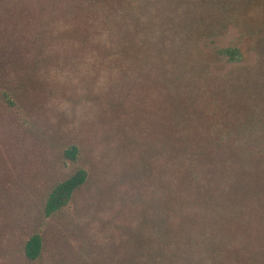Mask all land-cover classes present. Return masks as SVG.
Here are the masks:
<instances>
[{
  "label": "rangeland",
  "instance_id": "obj_1",
  "mask_svg": "<svg viewBox=\"0 0 264 264\" xmlns=\"http://www.w3.org/2000/svg\"><path fill=\"white\" fill-rule=\"evenodd\" d=\"M114 1L0 0V264H264V0H151L144 11L133 0L129 24L128 10L104 9ZM122 24L137 38L132 57L107 56L89 30L121 40ZM194 40L201 55L185 50ZM144 41L153 53L166 43L179 69L149 64ZM242 136L245 194L206 180L203 193L225 201L196 202L170 145ZM79 169L86 182L46 215L52 189ZM179 196L180 250L168 237ZM34 234L43 245L30 259Z\"/></svg>",
  "mask_w": 264,
  "mask_h": 264
},
{
  "label": "trees",
  "instance_id": "obj_2",
  "mask_svg": "<svg viewBox=\"0 0 264 264\" xmlns=\"http://www.w3.org/2000/svg\"><path fill=\"white\" fill-rule=\"evenodd\" d=\"M102 2H106L107 0H101ZM94 1L91 2V4ZM224 2V1H223ZM133 3V0H120V3L117 2H108L105 5V10L107 8L113 9L115 11H121V19L123 18V9H126L130 12V16L124 17L123 24L127 22V24L130 23V20L134 18V14H132L131 10V5ZM158 3L151 2V0H136L135 7L141 10H148V6L152 5L153 8H156V5ZM223 5H226L224 3ZM228 7V8H227ZM135 9V8H134ZM157 9V8H156ZM139 11V10H138ZM225 13H230V6L226 5V10ZM95 15L99 16V13L97 12ZM93 17H91L92 19ZM94 19V18H93ZM164 20L162 17L159 22ZM96 23H99L98 18H96ZM121 25V28L119 30H123L127 24ZM135 26H132L134 28ZM93 31L95 37L98 36L99 42H101L102 47L105 54L107 56L110 55H118L120 57L123 56H129L132 57L131 55V46H130V39L133 38V43L134 45L136 44V36L132 35L129 31L124 29L123 36L121 40L117 37H115V40H112L111 38H106L103 37V31H98L93 28H90ZM99 32L101 33L99 35ZM122 33V32H121ZM98 34V35H97ZM186 32L182 34L185 35ZM92 34V36H94ZM187 36L192 38L193 35L190 31L187 33ZM164 35L163 33H159L157 39L163 38ZM97 39V38H96ZM112 40V41H109ZM112 42V43H111ZM111 43V44H110ZM162 43V45H161ZM197 40H194V43L190 46H187L185 50L189 49L191 47L192 52H196L200 50L199 44H196ZM133 45V46H134ZM144 48L145 50V58L148 59L147 62L149 64L154 65L156 67L161 68L162 70L165 69V71L168 73V70L171 71H176L179 68H173L175 64L172 62H167L165 59L169 57V52H163L159 51V48L166 47V43L160 41V44L158 48L154 51L149 50L147 48V44L144 41ZM219 53L222 54H229L231 57H236L237 51L234 48L230 47H224V48H219ZM202 54V50H200V55ZM152 55V56H151ZM187 55V54H186ZM151 56V57H150ZM157 60V61H155ZM199 62L198 58H195L191 64L192 67H195V63ZM162 64L165 67L164 69L160 66ZM170 69H168V67ZM185 133V132H184ZM214 135V134H213ZM239 136V135H238ZM241 141H238L237 139L234 141H230L229 139H224V140H207V141H197V142H192L193 145L197 148L196 150H193L192 146L190 144L186 143L183 141L181 144H176V146H171L169 150V154L166 157H169L171 159V163H169L170 168L177 169L178 166L185 167V174H186V182L187 185L190 187L189 190L194 191L192 195L194 196V200L197 202H200V198L202 196L204 197L205 195L211 199V200H216L219 199L220 201H225L223 199V196H212L211 193L209 194H204L203 192L207 190L206 186V180H208L209 183L212 181H216L221 183L222 185V194H228L231 192H242L245 194L244 188L247 186L249 183L248 181V175H249V163L248 159L246 158L244 152L246 150V147L248 146V141L242 136ZM171 142V139L170 141ZM207 143L208 145L206 146V150H202V148L198 149V146H201L202 144ZM220 150V153L218 155L217 152ZM77 147H73L71 149L67 150V155H69L72 158H75L77 155ZM181 153V154H180ZM180 154V155H179ZM179 155V156H178ZM184 155L185 157L188 158L187 160H180ZM210 163H214L217 165V170L215 173H213L211 176L212 179H209L210 174H203V172H206V169ZM258 166V165H257ZM256 166V168H257ZM88 177V172L85 169H79L77 170L73 175L70 177L66 178L65 180L59 182L50 192L48 195L46 205H45V213L46 215H51L57 210L63 208L65 205L68 204V202L71 200L75 190L80 187L82 184H84L87 180ZM171 179H173L172 176H170ZM256 178L258 179L257 175ZM219 183H216L218 186H220ZM178 187V189L176 188ZM171 191L173 193H180L179 186L177 185V181H173L171 184ZM225 197V196H224ZM208 198V199H209ZM182 201L183 199L179 196V201L175 204H173L172 211L174 212L177 210V217L178 220L174 222V224L171 226V228L168 230V237L170 238L172 242V246L174 248H177L180 250V244H179V239L182 237L183 230H182V222L185 218V212L184 209H182ZM182 221V222H181ZM42 237L40 234H34L31 236L25 245V251L26 255L30 259H36L42 250ZM176 250V249H174Z\"/></svg>",
  "mask_w": 264,
  "mask_h": 264
}]
</instances>
